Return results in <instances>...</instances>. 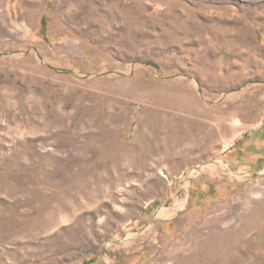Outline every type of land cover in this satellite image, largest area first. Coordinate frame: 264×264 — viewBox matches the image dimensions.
Returning <instances> with one entry per match:
<instances>
[{
    "label": "rangeland",
    "instance_id": "obj_1",
    "mask_svg": "<svg viewBox=\"0 0 264 264\" xmlns=\"http://www.w3.org/2000/svg\"><path fill=\"white\" fill-rule=\"evenodd\" d=\"M0 264H264V0H0Z\"/></svg>",
    "mask_w": 264,
    "mask_h": 264
},
{
    "label": "built area",
    "instance_id": "obj_2",
    "mask_svg": "<svg viewBox=\"0 0 264 264\" xmlns=\"http://www.w3.org/2000/svg\"><path fill=\"white\" fill-rule=\"evenodd\" d=\"M233 145V144H232Z\"/></svg>",
    "mask_w": 264,
    "mask_h": 264
}]
</instances>
